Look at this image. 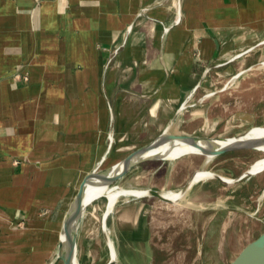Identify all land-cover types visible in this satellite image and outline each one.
<instances>
[{
	"label": "crops",
	"instance_id": "crops-1",
	"mask_svg": "<svg viewBox=\"0 0 264 264\" xmlns=\"http://www.w3.org/2000/svg\"><path fill=\"white\" fill-rule=\"evenodd\" d=\"M263 35L264 0H0V264H58L84 176L193 121L180 104ZM177 160L120 183L183 187ZM120 196L82 214L78 264H107L110 246L118 264L155 263L148 199Z\"/></svg>",
	"mask_w": 264,
	"mask_h": 264
},
{
	"label": "rangeland",
	"instance_id": "rangeland-1",
	"mask_svg": "<svg viewBox=\"0 0 264 264\" xmlns=\"http://www.w3.org/2000/svg\"><path fill=\"white\" fill-rule=\"evenodd\" d=\"M260 40L243 55L232 57L227 68L207 73L211 85L188 96L180 110L195 118L174 127L177 133L234 137L264 126V35ZM177 156L170 162L186 160V168L192 172L211 171L234 181L224 183L208 176L174 201L142 195L148 199L146 216L153 231L154 264H225L264 231V170L235 180L264 152L242 149L211 157L197 153ZM157 163L146 160L137 166L149 170ZM121 181L123 178L116 183ZM106 203L101 197L89 206ZM142 257L136 264H146L144 253Z\"/></svg>",
	"mask_w": 264,
	"mask_h": 264
},
{
	"label": "water",
	"instance_id": "water-1",
	"mask_svg": "<svg viewBox=\"0 0 264 264\" xmlns=\"http://www.w3.org/2000/svg\"><path fill=\"white\" fill-rule=\"evenodd\" d=\"M236 56L238 55H235L234 57ZM184 101L180 104L178 108L179 111L182 108H184L185 106ZM228 138L230 137L201 136V135L190 134V133H177V132H171L168 129H165L164 131L156 135L153 139L135 148L134 150L130 151L127 155H125L123 158L119 159L115 163L105 166L101 169H98L97 167L93 169L91 172L86 174L84 178L82 179V181L80 182V185L78 186V189L73 199L69 203L63 215L59 233H58L57 251H56L55 259L61 261L62 264H72L70 259L67 256L66 249H65V238L67 234V226L71 221L73 220L76 221L75 231L73 234V242L76 248V231H77L80 218L82 214L84 213V211L86 210V208L91 203H93L95 200L101 197H105L107 199L106 206L108 208V195L106 194V189H110V188L134 189V188L124 187L123 183H116L118 179H120L130 170V168L146 160H158V161L170 160V158L154 156V155L144 156V153L148 151L149 149H151L153 146L160 144V143H172V142H179V143L196 145V146L203 145V146L208 147L207 149L208 151L207 153L201 152L199 154L204 155V156H210V157L221 155L229 151L242 150V149H249V150L264 152L262 150L264 148V136H261L257 139H242L238 135V136H234L232 141H228L223 144L220 143V142H224ZM135 158L136 160L132 162V160ZM194 173L189 178L187 183L177 192L179 195H182L185 192V190L188 188V186L194 181L193 180ZM252 174L254 173L249 172L247 169L241 175H239L235 180H239L247 175H252ZM91 175H96L98 177L99 179L98 187L103 188L104 190L96 194L88 202L84 203L82 199V184L86 180V178ZM210 177L217 178L224 183H230L234 181V179H230V178L226 179L225 177L215 172H211ZM144 190H147L146 194L156 196L163 201H173V200L168 199L166 196H164L162 190L151 189V188L144 189ZM128 194H131V193H128ZM121 195H127V194H121ZM131 195H136V194L132 193ZM141 195H144V194H141ZM61 234H63V238H61ZM110 249H111V259L109 260L107 264H118L116 261V254H115L114 248L110 246ZM258 250H259V253L256 255V258L252 259L251 255H253L254 252ZM76 264H78V260H76ZM225 264H264V231L260 233L256 238L248 242L237 253V255L232 260H230L229 262Z\"/></svg>",
	"mask_w": 264,
	"mask_h": 264
},
{
	"label": "bare ground",
	"instance_id": "bare-ground-1",
	"mask_svg": "<svg viewBox=\"0 0 264 264\" xmlns=\"http://www.w3.org/2000/svg\"><path fill=\"white\" fill-rule=\"evenodd\" d=\"M239 136L242 139H257L261 136H264V126L252 127L249 130H247L246 132H244L242 135L240 134ZM232 140H233V137H230V138L226 139L224 142H220V143L223 144L225 142L232 141ZM207 149H208V147L203 146V145L196 146V145L184 144V143H179V142L160 143V144L153 146L148 151H146L144 153V156H150V155L153 156L154 155V156L171 158L174 155H178L177 157H179V156L183 155L184 153H198V154L201 152L207 153V151H208ZM262 150L264 151V148ZM177 157H175V158H177ZM207 157H210V156H207ZM135 160H136V158L133 159L132 162ZM262 170H264V156L255 160L248 167V171L251 173L260 172ZM210 175H211V172L199 169L194 173L193 180L194 181H198V180L200 181L201 179L208 177ZM87 178L82 184V199H83L84 203L88 202L96 194H98L104 190L103 188L98 187L99 179L96 175H91ZM226 179H228V178H226ZM128 193L141 195V194H146L147 190H144V189H125V188L106 189V194L108 195V209L112 208L114 202L116 201V198L119 195L128 194ZM163 195L166 196L168 199L173 200V201L178 199V197H179V194L177 192H164ZM75 225H76L75 220L71 221L68 224L67 234H66V238H65L66 253H67V256L70 259L72 264H76V260H77L76 248H75L74 242H73V234L75 231ZM61 238H63V234H61ZM258 253H259V250L254 252V254L251 255V258L252 259L256 258V255Z\"/></svg>",
	"mask_w": 264,
	"mask_h": 264
},
{
	"label": "flooded vegetation",
	"instance_id": "flooded-vegetation-1",
	"mask_svg": "<svg viewBox=\"0 0 264 264\" xmlns=\"http://www.w3.org/2000/svg\"><path fill=\"white\" fill-rule=\"evenodd\" d=\"M185 164H187V163L185 162ZM189 168H190V167H189ZM189 168L187 169V168H186V165H183V166L179 169V172H180V173H185L186 170H188V172H191L192 170H190ZM262 171H263V170H262ZM260 172H261V171H260ZM193 173H194V172H193ZM187 174H188V173H187ZM201 180H202V179H201ZM218 180H219V179H218ZM198 181H199V180H198ZM198 181H193V182L188 186V188L185 190V192L183 193V195L186 194L187 192H190L192 189H194L195 185L198 184ZM201 184H202V183H201ZM181 188H182V186L178 187L177 190H178V189L180 190ZM171 189H172V188H171ZM179 190H178V191H179ZM164 192H172V191H171L170 189H167V190L164 191ZM164 192H163V193H164Z\"/></svg>",
	"mask_w": 264,
	"mask_h": 264
},
{
	"label": "built area",
	"instance_id": "built-area-1",
	"mask_svg": "<svg viewBox=\"0 0 264 264\" xmlns=\"http://www.w3.org/2000/svg\"><path fill=\"white\" fill-rule=\"evenodd\" d=\"M176 6H177V11L179 13L180 12V0H176ZM184 102H186V100Z\"/></svg>",
	"mask_w": 264,
	"mask_h": 264
}]
</instances>
